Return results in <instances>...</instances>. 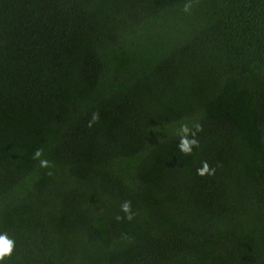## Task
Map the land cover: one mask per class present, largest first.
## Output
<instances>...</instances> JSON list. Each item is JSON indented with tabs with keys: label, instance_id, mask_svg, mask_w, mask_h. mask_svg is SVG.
I'll use <instances>...</instances> for the list:
<instances>
[{
	"label": "trees",
	"instance_id": "trees-1",
	"mask_svg": "<svg viewBox=\"0 0 264 264\" xmlns=\"http://www.w3.org/2000/svg\"><path fill=\"white\" fill-rule=\"evenodd\" d=\"M5 233L0 264H264V0H0Z\"/></svg>",
	"mask_w": 264,
	"mask_h": 264
},
{
	"label": "clouds",
	"instance_id": "clouds-1",
	"mask_svg": "<svg viewBox=\"0 0 264 264\" xmlns=\"http://www.w3.org/2000/svg\"><path fill=\"white\" fill-rule=\"evenodd\" d=\"M191 5L185 4L184 10L189 11ZM99 119V114L94 113L91 121L89 122V127L92 126V123L96 122ZM194 129V130H193ZM203 130L202 125L196 123L193 128H190L187 124H181L177 135H179V150L186 154L191 155L193 148L199 147V140L197 139V134ZM43 155V149H37L34 152L33 159H37L40 161V167L47 168L49 167V161L46 159H41ZM197 174L200 176L204 175H214L215 168L210 167L207 161H202V166L197 169ZM121 211L125 214L124 217L117 216V220L127 219L131 221L133 219V213L131 209V202L124 201L121 204ZM14 249V241L9 239L7 233L0 235V261H3L5 257H10Z\"/></svg>",
	"mask_w": 264,
	"mask_h": 264
}]
</instances>
